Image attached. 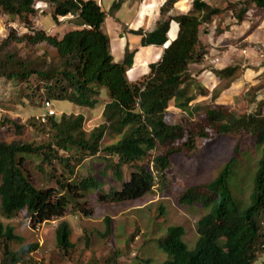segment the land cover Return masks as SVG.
<instances>
[{
    "label": "trees",
    "instance_id": "1",
    "mask_svg": "<svg viewBox=\"0 0 264 264\" xmlns=\"http://www.w3.org/2000/svg\"><path fill=\"white\" fill-rule=\"evenodd\" d=\"M123 1L116 0L110 12L119 9ZM176 1L167 0L162 5L160 13L166 18L158 20L152 31H133L141 37L140 46H164L168 41L171 22L178 24L177 35L163 49L159 59L149 64L148 72L136 80H130L127 72L132 67L137 48H126L123 60L114 61L110 39L102 30L107 13L96 0H0V13L11 18H23L34 12V4L45 2L53 8L55 21L60 16L70 14L80 19L79 28L64 33L61 38L37 31L33 36L25 34L19 39V42L29 46L43 42L51 46L55 52L52 70L32 68L25 71L22 67L10 71L0 69V76L23 78L29 87H32L30 76L43 77V87L49 98L77 106L93 107L98 101L92 96L101 89L106 90L109 97L103 108L104 122L88 135L82 129V114H62L58 118L52 114L45 124L38 126L39 130H47L48 139L44 144L23 140L7 142L0 138V214L3 217H29L31 224L36 225L64 217L69 207L73 215L90 216L94 202L117 204L141 198L157 182L165 181L172 156L180 154L184 148L194 152L197 150L196 138L207 137L203 129L198 133H187L180 147L170 146L165 153L152 158L150 153L182 139L185 128L181 124H168L165 112L171 105L191 111L188 104L194 96L189 93L192 85L189 66L199 64L206 53L199 37L200 27L220 14V9L204 0H193L187 12L170 13ZM252 2L257 7H264V0ZM7 41L1 46L8 44ZM10 59L17 62L13 54L9 55ZM237 70L236 66H227L215 73L221 79L232 81ZM263 107L264 99L257 102L253 112L244 116L222 113L216 109L205 113L218 135L237 138L231 158L213 180V184L221 190L220 200L209 211L210 202H197L201 196L197 186L185 190L180 196V203L197 204L205 210L196 224L197 240L190 248L184 239L182 227L170 225L163 229L159 225L154 232L156 237L152 239V250L156 248L164 259L156 264H252L264 251V234L257 219L264 214ZM29 123L34 125L33 119ZM107 130L116 132L120 138L102 148L101 141ZM242 139L247 142L245 146H252L257 154L253 169L251 166L248 169L239 157L240 150L245 147L242 146ZM60 150L67 155H60ZM101 151L109 154L103 160L105 165L102 169L83 167L87 158L97 156ZM34 155L43 157L50 169L44 175L47 180L44 187H37L31 181L25 167L26 158ZM146 160L148 165L152 163L151 167L146 166ZM58 164L62 171L57 169ZM238 164L240 168L236 170ZM81 167L86 175L77 174ZM123 170L131 172L123 177ZM110 172L113 174L110 175ZM109 179L113 180V184L105 189ZM246 189L250 191L247 200L237 193ZM226 197L230 199L229 209L222 203V198ZM216 219L222 222L223 242H216L209 234ZM105 224L106 230L100 234L110 236L112 226L109 217L105 218ZM70 236L69 223L61 221L55 230V244L63 258L68 257L74 248ZM19 240L11 226L0 223V264H35L33 259L25 260L24 256L36 246L26 245L17 252L12 251L11 242ZM120 255V251L112 250L105 264H120ZM135 260H139L137 264L155 262L153 257H136Z\"/></svg>",
    "mask_w": 264,
    "mask_h": 264
},
{
    "label": "rangeland",
    "instance_id": "2",
    "mask_svg": "<svg viewBox=\"0 0 264 264\" xmlns=\"http://www.w3.org/2000/svg\"><path fill=\"white\" fill-rule=\"evenodd\" d=\"M108 1L110 0H104L102 3L97 1V3L101 8H105ZM115 1L111 0L110 3ZM134 1L139 8L153 2L152 0ZM166 1L160 0L161 5L158 4L148 11L150 16H153L150 20V28L157 20L166 18L160 13ZM178 1L173 4V10L170 13H182L191 9L193 0H183L179 3L180 8L185 10L177 8ZM204 1L220 9V14L210 23L200 27L199 37L206 48L205 55L208 57L204 56L198 65L189 66V73L192 75L189 93L194 96L188 104L191 111H184L171 105L165 112V121L168 124H181L185 128L184 134L182 139L151 151V158L165 153L170 146L180 147L189 132L194 134L203 129L207 137L200 140L196 138L195 152L184 148L180 154L172 156L165 181L157 182L150 192L139 199L117 204L94 202L93 214L90 216L73 215L69 207L64 217L36 225L31 224L29 217L6 219L0 214V223L11 226L20 238L19 241L11 242L12 251L17 252L26 245L36 246L24 256L25 260L33 259L35 264H105L108 255L116 249L121 253L120 264H137L139 260L136 261V257L143 259L153 257L155 259L153 264H156L164 259L156 248L153 247L152 250V239L156 237L154 232L159 225H162L163 229L170 225L182 227L188 246L190 248L194 246L198 237L196 224L205 210L197 204L182 205L180 196L188 188L197 186L201 195L197 202L200 204L210 202L208 210L211 211L221 195L220 188L213 184V180L231 158L237 143L236 137L218 135L216 128L208 122L205 113L216 109L222 113L230 112L244 116L253 112L257 102L264 99V7H257L252 0ZM33 10V13L26 14L23 18H11L0 13V69L10 71L19 70L22 67L25 71L32 68L39 71L52 70L54 68L52 58L55 52L51 46L46 42L29 46L19 42V39L25 34L33 36L37 31L61 38L64 33L79 28L80 19L77 15L60 16L55 21L52 17L53 8L45 2H37L33 5ZM117 10L106 11L107 21L102 26L103 31L104 28L111 29L115 26L110 15ZM175 27L174 25L169 32L170 38L175 36ZM136 38L139 39L138 36ZM6 40L8 44L1 46ZM159 49L156 50L159 51ZM162 51L163 49L160 53ZM11 54L15 56L17 62L9 60ZM212 57L219 58V64L216 67L209 63ZM227 66L238 67L236 77L232 81L227 78L221 79L215 73ZM23 81V78L10 79L0 76V138L2 140L7 142L23 140L44 144L48 139V133L47 130H39L38 126L40 123L47 122L50 109L55 112L54 115L57 118L62 114L74 116L82 114L84 118L82 129L86 135L104 122L103 108L109 101L106 90L101 89L98 94L92 96L98 101L93 107L77 106L70 102L49 98L43 87V77L30 76L29 83L32 87ZM46 102H49L48 106ZM30 119H33L34 125L29 123ZM119 138L116 132L107 130L101 141V147L104 148ZM242 142L244 144L242 146L247 144L245 139H242ZM247 146L242 147L239 157L243 159L248 169L250 166L253 169L258 157L253 147ZM59 153L62 156L67 155L62 150ZM105 157H109L108 152L101 151L97 156L87 158L83 167L93 170L102 169L105 165L103 161ZM26 159L25 167L31 181L37 187H44L47 183L44 175L49 173L50 169L43 157L34 155ZM145 163L146 166H152V163L147 164L148 160ZM40 167L44 170L41 171ZM84 168H78L77 174L86 175ZM239 168L240 164L236 166V170ZM57 169L62 171L60 165ZM122 172L123 177H126L131 171L123 170ZM240 183L242 184V181ZM112 184L111 179L108 185L104 186L105 189ZM249 192V189H246L237 193L240 198L244 197L247 200ZM222 203L226 209H229L228 197L222 198ZM161 208L164 209L163 213ZM106 217L111 219L110 236L100 234L106 230ZM257 219L264 234V214ZM61 221L69 223L70 239L74 243L73 250L66 258L58 253L55 244V230ZM221 225L222 222L216 219L209 232L216 242L224 241ZM161 232H163L162 229ZM87 241L88 245H86ZM252 264H264V251L258 254Z\"/></svg>",
    "mask_w": 264,
    "mask_h": 264
},
{
    "label": "crops",
    "instance_id": "3",
    "mask_svg": "<svg viewBox=\"0 0 264 264\" xmlns=\"http://www.w3.org/2000/svg\"><path fill=\"white\" fill-rule=\"evenodd\" d=\"M99 2H104V0H97ZM111 1V0H110ZM110 1L106 2V7L102 9L104 11H109L110 9ZM115 1V0H112ZM153 2L149 5H142L143 7L137 6L136 1L134 0H124L121 4L120 8L114 13L110 15L114 23V27L111 29L104 28L105 33L109 36L110 39V52L113 56L114 61L121 62L124 58V53L126 48L134 49L137 48V52L133 59L132 67L128 70L127 74L130 80H136L142 75H145L148 72L149 64L156 62L161 56V49H164L165 46H140L141 37L137 34H134L133 31L139 30L142 28L144 32H150L155 28L156 22H154L153 26L150 28L151 18L148 11L153 9L156 5H161L160 0H152ZM178 1V0H177ZM176 1V2H177ZM183 1V0H182ZM182 1H178L177 8L181 9L179 3ZM187 6V5H186ZM187 9V7H186ZM185 10V9H181ZM107 21V17L105 19ZM149 21V22H148ZM106 24V22H104ZM175 27V36L178 32V24L175 22H171L170 30ZM122 27V28H121ZM168 32V41L166 44H169L174 38L169 37ZM134 36V37H132ZM139 37V39L136 38ZM160 48L159 51L156 49ZM163 52V51H162ZM139 56V57H138ZM198 65V64H192ZM14 264H23L20 262H16Z\"/></svg>",
    "mask_w": 264,
    "mask_h": 264
},
{
    "label": "built area",
    "instance_id": "4",
    "mask_svg": "<svg viewBox=\"0 0 264 264\" xmlns=\"http://www.w3.org/2000/svg\"><path fill=\"white\" fill-rule=\"evenodd\" d=\"M206 58L208 57V56H206V55H204ZM218 60H219V58L218 57H212V58H210V60H209V63L213 66V67H216L218 64H219V62H218ZM46 105L48 106L49 105V102H46ZM50 108H48V110H49ZM48 114L49 115H52V114H55V112L53 111V110H49L48 111Z\"/></svg>",
    "mask_w": 264,
    "mask_h": 264
},
{
    "label": "water",
    "instance_id": "5",
    "mask_svg": "<svg viewBox=\"0 0 264 264\" xmlns=\"http://www.w3.org/2000/svg\"><path fill=\"white\" fill-rule=\"evenodd\" d=\"M168 44H165L164 46L166 47Z\"/></svg>",
    "mask_w": 264,
    "mask_h": 264
},
{
    "label": "bare ground",
    "instance_id": "6",
    "mask_svg": "<svg viewBox=\"0 0 264 264\" xmlns=\"http://www.w3.org/2000/svg\"><path fill=\"white\" fill-rule=\"evenodd\" d=\"M139 57V56H138Z\"/></svg>",
    "mask_w": 264,
    "mask_h": 264
}]
</instances>
